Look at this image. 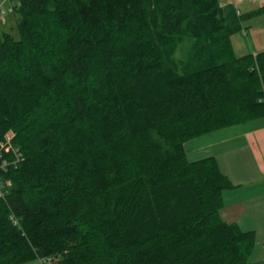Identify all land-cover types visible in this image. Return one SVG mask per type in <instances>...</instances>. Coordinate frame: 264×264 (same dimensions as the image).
<instances>
[{
    "label": "trees",
    "instance_id": "obj_1",
    "mask_svg": "<svg viewBox=\"0 0 264 264\" xmlns=\"http://www.w3.org/2000/svg\"><path fill=\"white\" fill-rule=\"evenodd\" d=\"M12 5L17 36L0 33V264H248L255 232L219 214L235 186L184 145L264 117V50L238 57L230 43L264 5Z\"/></svg>",
    "mask_w": 264,
    "mask_h": 264
},
{
    "label": "crops",
    "instance_id": "obj_2",
    "mask_svg": "<svg viewBox=\"0 0 264 264\" xmlns=\"http://www.w3.org/2000/svg\"><path fill=\"white\" fill-rule=\"evenodd\" d=\"M194 141H200L201 145H192L191 152L204 151L207 157H215L221 171L235 186L223 192L224 204L219 212L221 219L227 224H237L244 231L256 233V221L264 208V117L197 136L185 143L186 155L187 145ZM240 148L245 149L255 170L241 161L237 166L226 165L227 160L241 157L243 152ZM246 153L243 154L245 158ZM221 160L225 163L224 167ZM250 264H264V259L259 257Z\"/></svg>",
    "mask_w": 264,
    "mask_h": 264
},
{
    "label": "rangeland",
    "instance_id": "obj_3",
    "mask_svg": "<svg viewBox=\"0 0 264 264\" xmlns=\"http://www.w3.org/2000/svg\"><path fill=\"white\" fill-rule=\"evenodd\" d=\"M231 2L230 4H234L235 7L238 9L240 14L255 10L264 5V0H219L221 6L228 5L226 2ZM2 3V0L0 1ZM2 7L5 11L2 19H0V33H10L13 36L16 35V28H15V17L12 15V12H8V5L6 3H2ZM243 32L234 34L230 38V43L232 50L236 56H243L246 54H253L256 52H260L264 50V15L252 18L243 23ZM200 141H194V143H189L187 145V159L189 161H196L202 159L206 156L204 151L198 152H191L192 145H201ZM242 147V146H241ZM240 151L243 152L238 159L233 157L232 161L227 160L226 165H234L237 166L239 162L246 164L248 167L250 166L251 169L254 168L255 165L252 162L251 158L247 157V153L244 148H240ZM246 153V158L243 154ZM204 155V156H203ZM244 156V157H242ZM223 163V167L225 163ZM254 219V218H253ZM258 224V228L256 229L255 233V245L253 248V252L249 259V264L252 263L255 259L259 257L264 259V208H262V212L260 213V218L256 221ZM243 229V228H242ZM38 258V259H37ZM34 262L25 263V264H44L45 262L41 263L40 260L42 257H37ZM48 258V257H43ZM40 259V260H39ZM54 262V260H53ZM52 262V263H53Z\"/></svg>",
    "mask_w": 264,
    "mask_h": 264
},
{
    "label": "built area",
    "instance_id": "obj_4",
    "mask_svg": "<svg viewBox=\"0 0 264 264\" xmlns=\"http://www.w3.org/2000/svg\"><path fill=\"white\" fill-rule=\"evenodd\" d=\"M1 1V0H0ZM14 0H2V3H6L8 5V9L7 11L8 12H11L12 11V3H13ZM2 3L0 2V19H2L5 11L2 7ZM2 148L4 149V151L6 152H10V151H13L11 145L9 144V140H7V142L2 146ZM15 155L17 156V151H15ZM2 195V191H0V196ZM11 220L13 222L14 225H17L18 226V220L14 217H11ZM38 259V258H37ZM40 260V259H39ZM41 263L45 262L44 264H53V259L52 257H48V258H43L40 260Z\"/></svg>",
    "mask_w": 264,
    "mask_h": 264
}]
</instances>
